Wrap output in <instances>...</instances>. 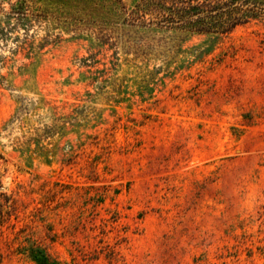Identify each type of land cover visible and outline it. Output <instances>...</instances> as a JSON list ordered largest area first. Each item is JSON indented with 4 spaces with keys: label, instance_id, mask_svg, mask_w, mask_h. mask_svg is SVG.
<instances>
[{
    "label": "rangeland",
    "instance_id": "1",
    "mask_svg": "<svg viewBox=\"0 0 264 264\" xmlns=\"http://www.w3.org/2000/svg\"><path fill=\"white\" fill-rule=\"evenodd\" d=\"M137 1L0 0V264H264V20Z\"/></svg>",
    "mask_w": 264,
    "mask_h": 264
},
{
    "label": "trees",
    "instance_id": "2",
    "mask_svg": "<svg viewBox=\"0 0 264 264\" xmlns=\"http://www.w3.org/2000/svg\"><path fill=\"white\" fill-rule=\"evenodd\" d=\"M21 6L13 7L12 13H26ZM118 20L137 28L225 35L241 25L264 20V0H139L132 7L123 4ZM33 252L39 264H55L45 251Z\"/></svg>",
    "mask_w": 264,
    "mask_h": 264
}]
</instances>
